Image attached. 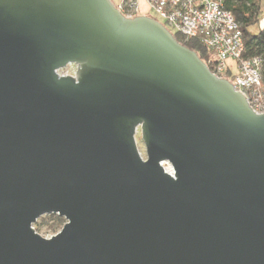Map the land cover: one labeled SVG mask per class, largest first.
<instances>
[{"label":"water","instance_id":"water-1","mask_svg":"<svg viewBox=\"0 0 264 264\" xmlns=\"http://www.w3.org/2000/svg\"><path fill=\"white\" fill-rule=\"evenodd\" d=\"M0 264H264V115L153 18L0 0Z\"/></svg>","mask_w":264,"mask_h":264},{"label":"built area","instance_id":"built-area-1","mask_svg":"<svg viewBox=\"0 0 264 264\" xmlns=\"http://www.w3.org/2000/svg\"><path fill=\"white\" fill-rule=\"evenodd\" d=\"M163 26L183 39H199L210 51L209 71L219 80L231 83L254 114L264 115L262 59L245 57L240 25L223 9L222 0H146ZM116 8L129 19L138 16L137 0H123ZM60 78L71 76L57 71ZM73 76V75H72ZM165 164L163 163V166ZM173 175L169 167L165 170Z\"/></svg>","mask_w":264,"mask_h":264},{"label":"trees","instance_id":"trees-1","mask_svg":"<svg viewBox=\"0 0 264 264\" xmlns=\"http://www.w3.org/2000/svg\"><path fill=\"white\" fill-rule=\"evenodd\" d=\"M223 9L231 13L238 25H240L243 44L245 47V57H259L262 59L261 64V79L264 84V28L259 29L257 33H252L254 27H258L260 17L262 15L260 10L259 0H222ZM174 39L185 48L193 51L204 62L208 68V59L210 51L204 48L201 41L197 39H183L177 32H172L168 29ZM46 221H50L54 229L65 225V220L60 216H47Z\"/></svg>","mask_w":264,"mask_h":264},{"label":"rangeland","instance_id":"rangeland-1","mask_svg":"<svg viewBox=\"0 0 264 264\" xmlns=\"http://www.w3.org/2000/svg\"><path fill=\"white\" fill-rule=\"evenodd\" d=\"M111 1L114 5H117L118 2H120L121 0H111ZM143 1L144 0H139V2L141 4L140 5L141 9L139 11V15L144 16V17H148V18H153L154 20L158 21L162 25L163 23L156 16L155 12L149 6H146L143 3ZM263 19H264V16L260 18V23L263 21ZM258 30H259V26L254 27L252 30V33H257ZM75 70H76V66L69 65L67 68L61 70L60 72H62L63 74L67 73L68 75L72 76L75 74ZM135 139L137 142L138 152L141 154L142 159L146 160L145 148H144L143 142L141 141V132L139 129L136 133ZM169 167L170 166H168V165H164V169H168ZM47 216H50V215H47ZM47 216H43V217L39 218L36 221V223L33 225V229L35 230L36 234H39L44 239L48 240V239L56 236L59 233V231L63 228L64 225L59 226V228H57V229H54L51 222L46 221ZM65 224H66V221H65Z\"/></svg>","mask_w":264,"mask_h":264},{"label":"crops","instance_id":"crops-1","mask_svg":"<svg viewBox=\"0 0 264 264\" xmlns=\"http://www.w3.org/2000/svg\"><path fill=\"white\" fill-rule=\"evenodd\" d=\"M123 0H121L120 2H122ZM138 1V7H139V11H140V9H141V7H140V2H139V0H137ZM120 2H118V4L120 3ZM259 2H260V10H261V13H262V15H261V17H263L264 16V0H259ZM143 3L146 5V6H148V4H147V2H146V0H144L143 1ZM117 4V5H118ZM117 5H115V7L117 6ZM141 15H139L138 14V17H140ZM260 17V18H261ZM258 26H259V29H262V28H264V19H263V21L260 23V20H259V24H258Z\"/></svg>","mask_w":264,"mask_h":264},{"label":"bare ground","instance_id":"bare-ground-1","mask_svg":"<svg viewBox=\"0 0 264 264\" xmlns=\"http://www.w3.org/2000/svg\"><path fill=\"white\" fill-rule=\"evenodd\" d=\"M165 170H167V169H165Z\"/></svg>","mask_w":264,"mask_h":264}]
</instances>
